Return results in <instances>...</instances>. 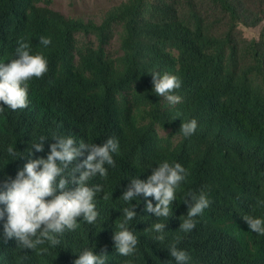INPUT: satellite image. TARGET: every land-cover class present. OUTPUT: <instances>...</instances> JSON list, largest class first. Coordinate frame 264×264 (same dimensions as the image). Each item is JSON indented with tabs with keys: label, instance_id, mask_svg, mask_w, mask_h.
<instances>
[{
	"label": "trees",
	"instance_id": "1",
	"mask_svg": "<svg viewBox=\"0 0 264 264\" xmlns=\"http://www.w3.org/2000/svg\"><path fill=\"white\" fill-rule=\"evenodd\" d=\"M53 3L0 0V62L15 58L23 41L48 63L43 78L28 82L27 108L0 110V180L15 178L41 136L44 151L33 150L32 159L47 157L54 133L97 144L114 137L119 152L115 167L106 165L107 178L89 182L103 186L94 224L81 219L58 237L59 245L46 241L30 250L15 238L3 242L5 215L0 264H74L85 248L106 250V264H176L169 252L174 243L187 252L188 264H264V235L243 219H264V25L257 39L240 29L264 24V0H125L100 23L68 17ZM154 72L182 81L174 93L179 103L155 95ZM192 119L197 128L186 138L179 129ZM164 161L179 163L187 176L172 216L158 218L146 211L143 195L131 202L121 196L132 178L147 180ZM201 190L210 206L185 233L179 229L184 200ZM132 205L137 216L127 226L138 245L122 256L112 237ZM158 222L166 224L163 241L148 230Z\"/></svg>",
	"mask_w": 264,
	"mask_h": 264
},
{
	"label": "clouds",
	"instance_id": "2",
	"mask_svg": "<svg viewBox=\"0 0 264 264\" xmlns=\"http://www.w3.org/2000/svg\"><path fill=\"white\" fill-rule=\"evenodd\" d=\"M40 43L47 47L51 44L50 37H40ZM48 71V63L41 54H31L28 43H18L15 58L6 63L0 62V110L8 107L11 110H22L28 107L29 81L43 78ZM155 95L163 97L170 104L179 103L181 97L174 93L182 86V81L175 75L158 72L151 73ZM197 128V121L192 119L181 124L179 131L184 137H191ZM47 137L41 136L28 152V161L19 170L15 178L7 177L0 180V220L3 224V242L15 238L24 249L36 250L46 241L55 247L60 244L59 236L66 231H74L78 221L83 219L94 224L98 218L95 198L103 191L100 184L89 182L96 176L107 178V166L115 167L113 153L119 152V142L110 137L104 143H86L69 135L53 134L55 143L49 145L50 152L46 158L32 159L35 152L44 151ZM10 156L16 152L10 146ZM84 157L80 160L79 158ZM187 172L179 163L170 164L164 161L152 168L147 180L132 178L123 191L122 199L131 202L143 195L146 211L156 217L169 218L173 214L172 204L176 201V191L186 179ZM75 187H72V186ZM153 198L156 203L153 205ZM187 205L186 217L181 218L180 230L188 233L195 226V218L202 215L210 206L205 191L190 192L184 200ZM135 205L123 209L125 219L119 224V230L112 237L116 252L122 256L132 255L138 245V238L128 228V222L137 213ZM249 229L264 235V219L243 216ZM166 224L155 223L149 231L159 233L157 241L164 240ZM47 251V249H42ZM170 255L176 264H188L190 260L186 251L177 248L176 244L169 247ZM74 260V264H106V250L97 253L85 248Z\"/></svg>",
	"mask_w": 264,
	"mask_h": 264
},
{
	"label": "rangeland",
	"instance_id": "3",
	"mask_svg": "<svg viewBox=\"0 0 264 264\" xmlns=\"http://www.w3.org/2000/svg\"><path fill=\"white\" fill-rule=\"evenodd\" d=\"M123 1L125 0H54L53 8L68 17H76L85 20L92 19L100 23L107 9ZM213 16L216 17L217 15L213 13ZM263 25L264 24L255 28L241 26L240 29L246 38L257 39L261 34ZM117 41L118 37H115L113 41L115 48H118ZM161 133L165 134L162 130Z\"/></svg>",
	"mask_w": 264,
	"mask_h": 264
}]
</instances>
